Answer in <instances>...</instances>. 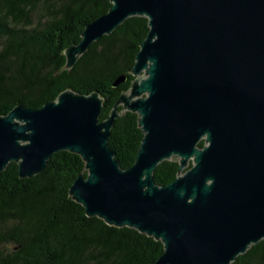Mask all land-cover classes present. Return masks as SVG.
I'll use <instances>...</instances> for the list:
<instances>
[{
  "label": "water",
  "instance_id": "water-1",
  "mask_svg": "<svg viewBox=\"0 0 264 264\" xmlns=\"http://www.w3.org/2000/svg\"><path fill=\"white\" fill-rule=\"evenodd\" d=\"M109 1L64 51L65 68L144 17L129 91L103 121L99 93L70 90L0 116V173L13 162L30 178L52 155L75 154L86 177L71 185L72 200L90 218L160 241L154 264H231L264 240V0ZM119 106L138 115L143 132L126 170L108 147ZM177 159L176 179L157 186V166Z\"/></svg>",
  "mask_w": 264,
  "mask_h": 264
},
{
  "label": "trees",
  "instance_id": "trees-1",
  "mask_svg": "<svg viewBox=\"0 0 264 264\" xmlns=\"http://www.w3.org/2000/svg\"><path fill=\"white\" fill-rule=\"evenodd\" d=\"M110 7L109 0H0V116L18 105L40 109L70 90L99 93V121L107 119L135 79L131 71L148 20L127 19L92 43L71 69L65 68L64 51ZM120 77L127 80L113 88ZM117 111L108 147L126 170L135 161L143 132L137 114L121 106ZM84 167L79 156L62 151L30 178H19L13 162L0 173V264H154L163 254L160 241L86 216L69 195L77 177H86ZM178 167V160L160 163L155 184L173 182ZM231 264H264V240Z\"/></svg>",
  "mask_w": 264,
  "mask_h": 264
},
{
  "label": "rangeland",
  "instance_id": "rangeland-1",
  "mask_svg": "<svg viewBox=\"0 0 264 264\" xmlns=\"http://www.w3.org/2000/svg\"><path fill=\"white\" fill-rule=\"evenodd\" d=\"M143 77V76H142ZM178 160V159H177Z\"/></svg>",
  "mask_w": 264,
  "mask_h": 264
}]
</instances>
